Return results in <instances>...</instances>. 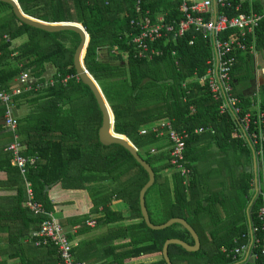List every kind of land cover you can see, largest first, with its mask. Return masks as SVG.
<instances>
[{
  "label": "trees",
  "instance_id": "16d2710c",
  "mask_svg": "<svg viewBox=\"0 0 264 264\" xmlns=\"http://www.w3.org/2000/svg\"><path fill=\"white\" fill-rule=\"evenodd\" d=\"M139 1L153 24L162 17L166 25H177L183 18L176 0H18L23 12L31 17L49 23H80L88 32L90 42L84 67L95 79L112 111L113 130L136 147L141 159L150 164L155 173V182L146 193L148 205V194L158 186V204L154 211L148 207L153 224L182 218L198 236L200 249L196 253L170 244L171 263L235 264L222 250L237 246L234 241L248 233L249 219L255 223L257 212L264 204L260 197H255L253 186L259 181L264 184V170L257 171L258 176L254 177L253 151L237 139L234 117L230 113L221 115L219 103L199 85L198 79L205 75L211 50L207 40L193 26L182 36L171 37L166 44L160 43L162 57L152 61L134 58L132 40L137 30L130 22L136 17L135 7ZM231 3L232 10H225L230 15L264 12L239 0H231ZM236 5L240 6L238 11L234 9ZM230 35L223 34V37ZM22 37L27 40L15 46ZM80 41V36L73 31L50 33L24 24L16 18L11 5L0 1V85L8 90L23 72L35 79L47 76L50 70L63 78L76 76L74 56ZM248 43L253 45V53L264 51V20L254 39L248 38ZM253 53L250 50L237 53L230 78L235 97L241 99V108L255 113L251 100L235 89V84L250 81ZM244 59L246 67L239 70ZM14 103L16 110L21 106L31 108L28 115L18 119V132L20 143L25 145L22 155L39 161L36 168L29 169L27 180L34 189L35 201L47 212H55L50 199L53 187L60 185L64 190L87 191L93 204L90 214L66 220L65 224L78 226L77 233L81 234L88 230L86 221L90 215L97 216L98 226L125 220L121 212L110 207L114 199L125 201L129 205L130 219L142 221L110 227L105 234L94 238L107 242L127 239L120 247L128 250L115 255L113 264H124L140 256H163L168 239L193 246L190 234L178 224L161 230L147 226L141 207V190L149 175L122 147H105L100 143L102 114L93 92L80 79H70L65 87L49 86L38 93L24 94L15 98ZM261 109L264 110V105ZM3 114L4 107L0 105V118ZM167 119L172 120L179 132L189 134L185 159L193 174L187 184L171 165L170 150H165L166 137H157L152 131L141 134L144 128ZM200 127L212 128L214 134H195ZM3 131L0 127V135L6 134ZM10 140L9 137L7 142L0 141V170L8 173L7 186L17 189V196L1 199L0 219L28 223L24 232L7 229L23 239L30 232L29 228L39 231L46 217L36 216L26 207L25 181L18 169L11 166V157L4 150ZM212 145L217 148L213 155L210 153ZM153 148L158 150L156 155L151 153ZM209 158H213L212 170L205 177L217 178L211 187L204 183L197 167ZM168 170L175 171L172 187L169 177L163 174ZM156 216H162V222H156ZM68 237L73 239L70 234ZM34 242L31 239L35 247ZM82 245L74 248V253L80 257L78 261H84L80 255ZM47 248L54 249L52 254L57 255L54 247ZM115 248L118 246L112 247ZM156 264L166 262L162 258Z\"/></svg>",
  "mask_w": 264,
  "mask_h": 264
},
{
  "label": "built area",
  "instance_id": "2783aa9c",
  "mask_svg": "<svg viewBox=\"0 0 264 264\" xmlns=\"http://www.w3.org/2000/svg\"><path fill=\"white\" fill-rule=\"evenodd\" d=\"M179 2V11L183 18L177 25H166L160 17L156 24L149 19V13L144 12L142 3L139 1L135 7L136 17L130 22V26L137 30L133 35V56L137 60L152 61L155 57H162L164 52L160 43L166 44L170 38H177L194 27L197 32L204 36L209 43L211 56L206 61L205 75L198 79L199 85L205 87L213 100L219 103L218 111L221 115L230 113L236 123L237 139L244 141L252 149L256 161L257 171L264 168V110L259 108L255 113L246 112L241 108V99L235 97L231 87L230 73L236 63L237 53L250 50L254 52L253 45H249L248 38L254 39L257 28L264 20V12L239 13L230 15L225 10H232L231 0H176ZM239 5L235 6L238 11ZM231 33L224 38L223 34ZM166 39L165 41H163ZM78 75L63 78L62 75H48L41 79L29 76L23 72L15 80L14 85L5 90L0 85V105L4 107V127L10 132V142L4 150L11 157L12 167L18 169L25 181L28 202L26 207L36 216L46 217L41 229L32 233L31 239L35 240V247H54L60 264H86L76 260L74 243L69 239L64 227L56 219L54 213H49L44 206L35 201L34 189L27 180L28 171L36 168L38 160L35 157H24V146L19 140V120L15 116L14 99L29 92H38L46 87L57 85L67 86L70 79ZM157 137H166L170 150L171 165L175 171L185 178L184 184L188 183L193 172L185 159L186 139L189 134L186 131L179 132L173 125L172 120H163L144 128L141 132L146 135L149 132ZM214 134V129L200 127L195 134ZM152 155L158 150L153 148ZM258 176V175H257ZM260 177V176H259ZM259 180V178H258ZM255 197H260L264 204V184L255 182L253 186ZM249 219L248 233L241 235L234 242L237 246L231 250H222L226 257L231 258L233 263L239 264L246 260L249 264H264V205L256 215L255 223ZM88 226H95L96 221L89 220Z\"/></svg>",
  "mask_w": 264,
  "mask_h": 264
},
{
  "label": "crops",
  "instance_id": "0c3cea01",
  "mask_svg": "<svg viewBox=\"0 0 264 264\" xmlns=\"http://www.w3.org/2000/svg\"><path fill=\"white\" fill-rule=\"evenodd\" d=\"M239 2L247 3L248 5H252L254 7L256 6L261 11H264V0H239ZM242 57L246 58V56H242ZM251 58L252 61L249 71L251 76L250 81L246 83H242L241 85L235 84L236 85L235 89L238 94L245 95L247 100L248 99L251 100V103L253 104L252 107L253 110H258L259 108H261V106L263 107L264 105V94L262 93L264 89V51L255 52L251 54ZM245 67L246 66L244 59L241 60L239 64V70L240 69L242 70ZM14 82L11 86L14 85ZM29 93H24V94H29ZM14 111H15V116L19 119L28 115L31 112V108L27 106H21L20 109L16 110V103H14ZM0 127L1 129L3 128L4 130L3 133H6L0 135V141L7 142L11 134L6 129V127H4L3 116L0 118ZM23 146L25 149V145ZM167 147H169L168 143H167ZM213 147L214 149H217L215 146ZM263 170L261 171L263 172ZM252 171L254 177L256 178L257 166L255 171L254 162L252 166ZM172 173H168V174H166L165 172L163 173L169 177L170 187H172ZM8 181H9L8 173H6L4 170H0V201L3 198H13L17 196V189L9 188L7 186ZM50 199L55 206L54 214L56 219L59 222H61V224H63L64 222L62 227H64L67 235L70 234L73 236V239L71 241L75 245L74 248H77L78 244L79 245L83 244L80 250V255H82L84 261H79L81 263L113 264V261L115 260V255L128 250V248L120 247L127 242V239L118 238V239H114L111 242H107L105 240H101L100 238L98 239H94V238L105 234L110 227L135 224V223H140L142 221V219H130L129 205L123 200L114 199L110 206L111 209L116 212H121L125 217V220L115 224L99 225V226L97 225L96 222L97 226L95 225L91 227L88 226L87 222L89 220L96 221L97 216L90 215V217L86 221V226L88 227V230L86 232H81V234H78L77 233V229H79L77 228L78 226H69L65 224L67 222L66 220H70L76 217L90 214L93 204L88 192L76 191V190H64L60 185H58L53 187L52 190L50 191ZM154 207L155 206H153V208ZM27 226L28 223L25 224L19 222H9L7 220L1 221L0 219V264H57L58 255L52 254V251L54 249L47 247L38 248L31 245V235L32 233H35L37 231H31V228H29L30 232H28V234L25 235L23 239H21L22 237L17 238V236L14 235V232H10L7 230V229H17V230H22L24 232ZM80 229L83 230L82 226H80ZM91 240L92 242H90ZM16 241L18 242V244L13 243ZM113 246L114 247L118 246V248L112 249ZM74 254L76 260L78 261L80 258L78 256V253L75 252ZM162 258L163 256L159 254H155L151 256H140L136 258H130V260H126L124 261L125 262L124 264H156L160 262ZM58 264L60 263L58 262ZM239 264H249V263L246 260H242Z\"/></svg>",
  "mask_w": 264,
  "mask_h": 264
},
{
  "label": "water",
  "instance_id": "95a60500",
  "mask_svg": "<svg viewBox=\"0 0 264 264\" xmlns=\"http://www.w3.org/2000/svg\"><path fill=\"white\" fill-rule=\"evenodd\" d=\"M1 2L11 5L13 9V13L15 14L16 18L24 24H27L31 27H35L37 29H41L50 33H60L63 31H73L80 36L81 41L76 47L75 56H74V68L76 74L78 75L79 79L87 85L91 91L93 92L98 107L102 114V125L98 133V137L100 143L105 147H110L113 145H118L122 147L124 150L128 151L133 159L139 164L149 175V180L145 184V186L141 190V206L142 212L145 221L147 222V226L153 230H161L167 227H170L173 224H178L182 226L191 236L193 240V246L183 242L178 239H168L165 241V245L163 248V258L166 264H172L169 253H168V246L170 244H175L181 246L187 252L196 253L200 249V242L198 236L191 228V226L187 223L185 219L182 218H172L166 223L161 225H154L150 216V212L148 209V205L146 202V193L150 187L153 186L155 182V173L150 164H147L141 157L139 153H137V149L135 146L124 136L116 135L114 128V117L112 111L104 98L101 89L99 88L98 84L95 82V79L92 75L87 71L84 67L83 60L86 56L88 42H90V36L84 26L80 23L76 22H62V23H49L37 19L35 17H31L25 14L18 2V0H0ZM254 170L256 171V161L254 159Z\"/></svg>",
  "mask_w": 264,
  "mask_h": 264
},
{
  "label": "rangeland",
  "instance_id": "374dc122",
  "mask_svg": "<svg viewBox=\"0 0 264 264\" xmlns=\"http://www.w3.org/2000/svg\"><path fill=\"white\" fill-rule=\"evenodd\" d=\"M67 38H68V40L70 39L69 38V36H67ZM27 40V38L26 37H22V38H20V39H18L15 43H14V45L15 46H17V45H19L20 43H24L25 41ZM70 41V40H69ZM68 41V42H69ZM68 42H66V43H68ZM50 74H52L53 73V71L52 70H50ZM242 84V83H241ZM210 153H212V155H213V153H215V149H214V147H213V145L210 147ZM212 161H213V158H209V159H207L206 161H204V164L203 165H200V164H198L197 165V167L200 169V173H201V175H202V178H203V180H204V183H206V185H208V186H212V184H215V182H216V180H217V178L216 177H205V176H207V175H209L210 174V171L212 170L211 169V164H212ZM175 173V171L174 170H168V171H166L165 173L166 174H168V173ZM172 173V174H173ZM159 191V189H158V186H156V187H154L153 189H151V191H150V193L148 194V197H147V200H148V207H149V209L151 210V211H154L152 208H153V206H155V204L157 205L158 204V192ZM162 220H163V218H162V216H156L155 217V221L156 222H162Z\"/></svg>",
  "mask_w": 264,
  "mask_h": 264
}]
</instances>
